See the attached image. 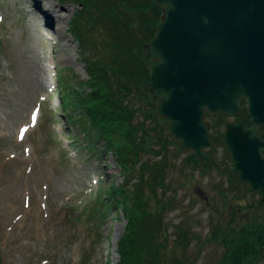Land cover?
I'll return each mask as SVG.
<instances>
[{"label":"rangeland","instance_id":"374dc122","mask_svg":"<svg viewBox=\"0 0 264 264\" xmlns=\"http://www.w3.org/2000/svg\"><path fill=\"white\" fill-rule=\"evenodd\" d=\"M36 2L0 0V264H42L43 259L79 264L82 256L87 264H116L117 242L129 217L121 204L110 202L103 187H126V209L135 199L145 201L151 214L160 212L166 264H221L230 244L255 225L262 227L257 234L261 240L264 200L238 181L222 140L224 123L245 111V101L233 117L206 114L213 142L207 166L179 147L167 120L156 112L158 100L147 86L151 67L141 50L164 18L154 0H42L57 7L60 26L51 24L50 14ZM115 43L124 50L116 51ZM113 51L125 54V66L130 65L128 70L138 73L139 80L145 77L149 90L141 86L140 99L135 92L129 97L135 111L132 128L139 129L138 137L143 130L151 139L150 150L129 158L126 178L115 156L100 144L84 150L81 126L60 117L65 90L57 94L53 86L61 77L63 86L70 83V91H75V84L89 80L86 65ZM133 55L137 62L131 60ZM37 108L39 117L33 122L32 110ZM27 124L30 129L21 141L20 127ZM73 136L81 138L80 143H74ZM98 190L105 202L90 213ZM23 194L31 197L30 208L6 232L23 210ZM248 261L245 258L249 264H264V245L258 258Z\"/></svg>","mask_w":264,"mask_h":264},{"label":"water","instance_id":"95a60500","mask_svg":"<svg viewBox=\"0 0 264 264\" xmlns=\"http://www.w3.org/2000/svg\"><path fill=\"white\" fill-rule=\"evenodd\" d=\"M164 14L142 49L147 86L179 147L208 165L205 112L234 116L245 100L250 126L225 123L238 180L264 199V0H154Z\"/></svg>","mask_w":264,"mask_h":264},{"label":"trees","instance_id":"16d2710c","mask_svg":"<svg viewBox=\"0 0 264 264\" xmlns=\"http://www.w3.org/2000/svg\"><path fill=\"white\" fill-rule=\"evenodd\" d=\"M115 44L117 45L116 51L123 49L120 43ZM132 46L130 47L132 48ZM116 51H113L112 55L103 57L100 62L86 65L89 80L75 84L77 85L75 91H70L72 89L71 85L64 87L65 93L60 106L62 113L69 116L70 120L73 118H71L72 116L69 115L68 111L71 110L72 113L77 112L76 115L80 117L79 120L86 133L85 136L90 146H92L91 148L94 147L93 144L101 143L100 146L105 151L115 156L119 164L118 166L121 169L124 168L121 171L125 174L126 178V175L131 172V169L126 167L129 164V158H135L142 149L144 151L150 150V142L148 140L151 138L143 130L142 135L138 137L136 133H138L139 129L136 131L132 128L135 111H133L131 103H128L129 97L133 96L134 92L138 99L141 98L142 94L139 93L140 87L146 86L147 81L144 80L145 77L141 78L140 81L136 77L138 73L136 75L131 73L128 70L130 65L125 66L127 62V59L124 58L125 54L121 56V53ZM131 58L132 61L137 62V58L134 55ZM132 61L128 60V63ZM142 64L143 71L148 76L149 69L144 62ZM137 69L140 73V64L137 66ZM145 90L149 93L147 86ZM69 92L70 95L68 94ZM247 117L246 114L242 117V120L246 123H248ZM115 138L118 141L120 140L121 143L115 142ZM193 159V161H196L195 158ZM139 169L142 171L143 165H140ZM102 191L106 193L105 196L111 198L110 202L121 204L129 217L125 234L117 242L118 260L116 264H166L163 251V248L165 249L164 240L160 238V212L159 214L157 212L151 214L145 206L147 205L145 201L138 200L137 202L135 199H133L135 204L126 209L124 200L127 196L126 187L121 189L103 187ZM98 193L95 198L97 204L92 210L91 208L89 209L90 213L99 204L103 205L102 202H105V198L101 196L100 192ZM136 194L137 191H134L132 197L135 198ZM137 214L141 216V219L136 217ZM75 217H78V215ZM255 226L244 231L245 234L241 235L242 237L238 242L230 244V254L221 264H249L248 259L258 258L260 249L262 251V246L264 245V237L261 240L257 238V234L259 232L262 233V227L260 225ZM245 258L248 262H244ZM85 260L86 257L82 256L78 260L79 264H87Z\"/></svg>","mask_w":264,"mask_h":264},{"label":"bare ground","instance_id":"6f19581e","mask_svg":"<svg viewBox=\"0 0 264 264\" xmlns=\"http://www.w3.org/2000/svg\"><path fill=\"white\" fill-rule=\"evenodd\" d=\"M38 2H36L35 4L40 5V7L42 8V10H44L45 12H47V14H50V23L54 24V26H60L63 21L61 18V15L59 13V11L57 10V7L54 6L53 4H43L42 0H37ZM40 71H42V73H44V69L40 68ZM41 80V79H40ZM35 83H36V78H35Z\"/></svg>","mask_w":264,"mask_h":264},{"label":"flooded vegetation","instance_id":"af4514ba","mask_svg":"<svg viewBox=\"0 0 264 264\" xmlns=\"http://www.w3.org/2000/svg\"><path fill=\"white\" fill-rule=\"evenodd\" d=\"M241 116L244 117V113L241 114ZM242 117H240V118H242ZM244 125H245V127H247V128L250 126V124H249V123H246L245 121H244ZM260 133H261V136L264 137V131H263L262 128H260Z\"/></svg>","mask_w":264,"mask_h":264}]
</instances>
